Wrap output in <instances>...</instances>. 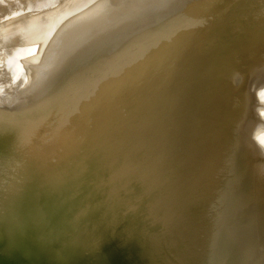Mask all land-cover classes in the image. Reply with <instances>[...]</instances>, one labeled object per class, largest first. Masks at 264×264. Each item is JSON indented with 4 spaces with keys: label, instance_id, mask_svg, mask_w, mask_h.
I'll use <instances>...</instances> for the list:
<instances>
[{
    "label": "water",
    "instance_id": "1",
    "mask_svg": "<svg viewBox=\"0 0 264 264\" xmlns=\"http://www.w3.org/2000/svg\"><path fill=\"white\" fill-rule=\"evenodd\" d=\"M0 264H264V0H0Z\"/></svg>",
    "mask_w": 264,
    "mask_h": 264
}]
</instances>
